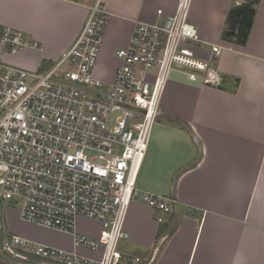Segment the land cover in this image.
<instances>
[{"label": "crops", "instance_id": "0c3cea01", "mask_svg": "<svg viewBox=\"0 0 264 264\" xmlns=\"http://www.w3.org/2000/svg\"><path fill=\"white\" fill-rule=\"evenodd\" d=\"M95 1L0 0V60L31 70L51 64L74 41ZM103 1L110 17L97 63L99 76L100 62L117 63L115 53L130 43L138 21H163L178 2ZM239 3L192 0L190 19L206 46L200 54L209 58L212 43L226 47L214 61L218 82L205 74L192 80L180 68L172 73L184 74L167 81L139 172L144 170L146 179L138 188L172 196L177 203L167 223L159 224L158 212L132 202L125 222L129 243L122 250L130 259L141 257L151 264H264V0L255 5L243 44L231 41L235 36L229 34L237 28L240 17L233 8ZM9 28L36 45L10 52L1 41ZM82 221L100 227L93 232ZM78 229L97 237L101 224L80 218ZM14 235L77 249L72 234L27 222L18 208L5 207L0 215V264H63L31 252L21 260L3 251L1 246Z\"/></svg>", "mask_w": 264, "mask_h": 264}, {"label": "built area", "instance_id": "2783aa9c", "mask_svg": "<svg viewBox=\"0 0 264 264\" xmlns=\"http://www.w3.org/2000/svg\"><path fill=\"white\" fill-rule=\"evenodd\" d=\"M191 4L178 0L163 21H138L130 43L115 53L112 79L96 71L110 17L103 0L90 7L71 45L41 70L0 60V215L18 208L27 222L72 234L77 247L14 235L3 251L63 264L152 263L128 258L119 243L129 238L126 216L138 197L158 212L159 224L175 212L174 197L137 186L167 81L180 68L192 80L205 74L217 83L214 61L226 48L206 42L211 55L200 54L206 46L190 19ZM1 41L13 53L36 45L10 28ZM80 218L99 222V235L81 233Z\"/></svg>", "mask_w": 264, "mask_h": 264}, {"label": "water", "instance_id": "95a60500", "mask_svg": "<svg viewBox=\"0 0 264 264\" xmlns=\"http://www.w3.org/2000/svg\"><path fill=\"white\" fill-rule=\"evenodd\" d=\"M240 3L233 8V12L237 13L240 18L237 20V28L229 32L235 36L231 41L243 44L249 33V29L253 23L255 14V5L259 0H239Z\"/></svg>", "mask_w": 264, "mask_h": 264}, {"label": "rangeland", "instance_id": "374dc122", "mask_svg": "<svg viewBox=\"0 0 264 264\" xmlns=\"http://www.w3.org/2000/svg\"><path fill=\"white\" fill-rule=\"evenodd\" d=\"M106 6V5H105ZM204 47V46H203ZM204 48H206V47H204ZM3 50L6 52V50L3 48ZM119 63V61L117 60V63H116V61L114 60H112V59H110V60H108V61H106V62H100V66H101V75H100V77H102V78H104V79H110V77H111V75H112V73H113V70H114V67L117 65ZM176 71V72H175ZM170 76L171 77H169L170 79H173V78H176V76H178L179 74H184V73H181L179 70H175ZM105 74H109L108 76L107 75H105ZM158 120V119H157ZM157 122V121H156ZM153 136V135H152ZM160 176H158V177H155L154 178V182H155V185H156V181L157 182H160V178H159ZM146 179V177H145V174H144V170H142V172H141V174H140V176H139V179H138V183H137V186L138 187H141L142 185H141V183L144 181ZM141 189V188H140ZM141 200H140V197H138V199L137 200H134V202H136V203H139ZM142 202V201H141ZM156 217H157V215H155ZM81 224L82 225H84V226H88L89 227V229H91V231H93V232H97L98 231V228L100 227L99 225L97 226V225H95V223H92V222H89V221H82L81 222ZM127 243H129V240H121L120 241V243H119V248H120V250H125V249H127ZM158 243V238H157V242H156V244ZM162 246V245H161ZM129 248V247H128ZM140 251H142V250H137L136 252L137 253H141ZM144 260V259H143Z\"/></svg>", "mask_w": 264, "mask_h": 264}]
</instances>
